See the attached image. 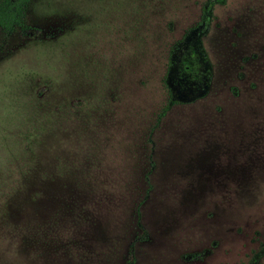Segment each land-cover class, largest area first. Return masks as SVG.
I'll use <instances>...</instances> for the list:
<instances>
[{
	"label": "rangeland",
	"instance_id": "374dc122",
	"mask_svg": "<svg viewBox=\"0 0 264 264\" xmlns=\"http://www.w3.org/2000/svg\"><path fill=\"white\" fill-rule=\"evenodd\" d=\"M206 1L32 0L0 34V264H264V0ZM195 25L209 83L156 123Z\"/></svg>",
	"mask_w": 264,
	"mask_h": 264
},
{
	"label": "trees",
	"instance_id": "16d2710c",
	"mask_svg": "<svg viewBox=\"0 0 264 264\" xmlns=\"http://www.w3.org/2000/svg\"><path fill=\"white\" fill-rule=\"evenodd\" d=\"M32 0H0V34L10 36L14 31L21 30L25 11ZM215 2L208 0L200 9L199 23L208 25L211 10ZM198 26L189 28L180 41L167 48L165 72L162 84L167 93V102L156 116V123L165 115L171 105L194 100L201 97L207 88L210 68L207 57L199 45V41L185 47L186 39L195 32ZM198 85L197 94L188 93V89ZM189 95L181 99L180 95Z\"/></svg>",
	"mask_w": 264,
	"mask_h": 264
},
{
	"label": "flooded vegetation",
	"instance_id": "af4514ba",
	"mask_svg": "<svg viewBox=\"0 0 264 264\" xmlns=\"http://www.w3.org/2000/svg\"><path fill=\"white\" fill-rule=\"evenodd\" d=\"M197 89H198V85H193V86L191 87V89H190V88L188 89V93H189V94H192V95H194V94L196 95V94H197V92H196Z\"/></svg>",
	"mask_w": 264,
	"mask_h": 264
}]
</instances>
